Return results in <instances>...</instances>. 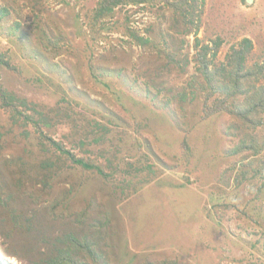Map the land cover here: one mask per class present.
Returning <instances> with one entry per match:
<instances>
[{"label": "rangeland", "instance_id": "rangeland-1", "mask_svg": "<svg viewBox=\"0 0 264 264\" xmlns=\"http://www.w3.org/2000/svg\"><path fill=\"white\" fill-rule=\"evenodd\" d=\"M98 1L0 0V85L14 103L0 100V185L39 218L35 247L47 254L71 233L95 252L79 253L85 264H264V111L256 128L207 115L193 60L196 37L219 36L209 66L233 67L248 37L241 72L257 75L241 81L264 85V0H196L192 22L184 0L120 4L97 22ZM171 46L179 65L160 52ZM6 245L0 235L8 264H30Z\"/></svg>", "mask_w": 264, "mask_h": 264}, {"label": "trees", "instance_id": "trees-1", "mask_svg": "<svg viewBox=\"0 0 264 264\" xmlns=\"http://www.w3.org/2000/svg\"><path fill=\"white\" fill-rule=\"evenodd\" d=\"M144 1L147 0H99L94 9L93 16L98 22L106 16L113 15L115 7L120 4L136 5L143 3ZM178 2L179 1L175 3L170 0L164 1L167 6H177ZM196 6V0H193V2L184 0L181 1L180 5L177 7L183 18L192 22L189 17ZM189 31L190 29H188L186 33ZM126 34L127 36H130L131 40L137 45L149 46L153 43L149 36L140 34L133 29H129ZM210 42H212V44L209 42L205 43L204 39L196 37L194 43L195 53L193 60L198 63V70L201 72L203 80L206 83V90H208L205 93L203 110H205L207 115L226 113L239 117L252 128L262 125V119L259 118L258 120H252L251 117H253L254 114L264 111V85H247L245 87L241 81V79L246 77L244 74L257 75V71L252 70L248 73L241 72L242 60L252 46L251 39L243 37L239 41V47H235L236 45L232 46L233 55L231 56L230 64L234 62L233 67H228L223 62L219 65H214L212 68L209 66L212 58L219 49L222 39L218 36ZM172 47L173 46L170 47V53L159 51L166 54L169 61L179 65L178 63H180V60L177 59L178 52L172 50ZM0 62L5 63V65L8 64V62L3 61V59L0 60ZM259 72L261 73L262 69ZM0 100L7 106L14 105L11 98H7L3 94V88L1 85ZM35 124L38 126L37 122ZM51 143L56 150L64 154L72 163L78 164L84 169H96L100 174L105 175L104 170L99 165L89 162L81 157H77L71 150L66 149L62 144L55 140H51ZM241 147L242 146H239L237 149H240ZM0 209L4 212V215H0V235L6 240L7 245L3 251H6L8 255L18 257L30 264H85L84 261H79L80 259L77 257L83 250L88 257H91L93 260L96 259L95 252L91 244L88 242V239L79 240L71 233H68L65 236L64 245L61 247L59 245L54 246L47 254L42 252L41 248H36L35 242L40 239L38 229L41 225L37 226L40 221L39 218L34 219L36 220V226H33L30 219L25 218V215H20V212L16 211L13 203L4 197L1 185ZM53 238L59 239L58 236H54Z\"/></svg>", "mask_w": 264, "mask_h": 264}, {"label": "bare ground", "instance_id": "bare-ground-1", "mask_svg": "<svg viewBox=\"0 0 264 264\" xmlns=\"http://www.w3.org/2000/svg\"><path fill=\"white\" fill-rule=\"evenodd\" d=\"M4 255L0 252V262L1 264H8L5 260H4Z\"/></svg>", "mask_w": 264, "mask_h": 264}, {"label": "water", "instance_id": "water-1", "mask_svg": "<svg viewBox=\"0 0 264 264\" xmlns=\"http://www.w3.org/2000/svg\"><path fill=\"white\" fill-rule=\"evenodd\" d=\"M0 264H1V262H0Z\"/></svg>", "mask_w": 264, "mask_h": 264}]
</instances>
